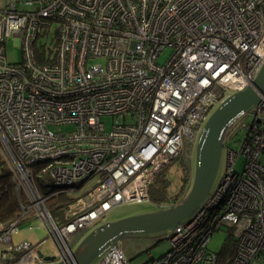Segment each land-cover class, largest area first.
I'll list each match as a JSON object with an SVG mask.
<instances>
[{"label": "built area", "instance_id": "built-area-1", "mask_svg": "<svg viewBox=\"0 0 264 264\" xmlns=\"http://www.w3.org/2000/svg\"><path fill=\"white\" fill-rule=\"evenodd\" d=\"M8 38L19 63L7 59ZM165 49L172 54L160 63ZM263 61L264 0H8L0 153L20 212L0 224L3 264L44 262L40 243L13 242L34 220L56 259L69 260L75 240L109 211L150 200L149 185L180 156L206 104L251 85ZM237 129L240 149L227 147L220 183L152 264H264V96ZM61 195L55 215L49 201ZM221 230L234 242L230 256L208 247ZM101 264L132 263L120 244Z\"/></svg>", "mask_w": 264, "mask_h": 264}, {"label": "water", "instance_id": "water-1", "mask_svg": "<svg viewBox=\"0 0 264 264\" xmlns=\"http://www.w3.org/2000/svg\"><path fill=\"white\" fill-rule=\"evenodd\" d=\"M264 96V61L253 82L242 90L224 88L217 100L206 104L197 121L191 148L188 187L176 203L150 200L131 202L109 211L74 242L69 260L45 255L41 264H101L113 245L124 238H168L175 227L191 221L203 208L224 174L228 135Z\"/></svg>", "mask_w": 264, "mask_h": 264}, {"label": "rangeland", "instance_id": "rangeland-1", "mask_svg": "<svg viewBox=\"0 0 264 264\" xmlns=\"http://www.w3.org/2000/svg\"><path fill=\"white\" fill-rule=\"evenodd\" d=\"M22 9H31V8L22 7ZM43 40L44 38H41L40 41ZM5 48H6L7 59L10 62L19 63L22 60L21 48L14 43L13 38L6 39ZM171 54H172L171 49H165L159 56L158 61L160 63L166 62ZM103 120L106 124V127L110 128L113 119H111L110 117H105L103 118ZM238 125H236L232 129V131L228 135V140L226 142V146L234 149L236 152H239L241 145L240 142L242 139V131H239V129H237ZM196 129L197 126L186 137L180 156L170 164V166L166 171L168 178L171 179L169 193L173 197L179 194L182 186L185 185L186 172L184 171L183 164H187L189 166L191 148L195 138ZM244 163H245V157L243 156V154L239 153L237 160L235 162V170L238 173L242 172ZM157 178L158 176L154 179V183L157 182ZM87 188H85L84 190H86ZM70 195L71 194H69V196ZM55 202L56 199H52L51 201H49V204L52 205ZM31 226L32 228L23 227L19 232H17L13 236V242L28 241L33 244L40 243V250L45 255H56L57 250L55 248L53 240L51 239V237L47 232V229L43 227V225H41L38 220L32 221ZM227 237H228V233L225 230L215 232L209 241L208 247L213 251L219 252L223 248L227 240ZM120 244L121 247L125 250L132 264H152L151 261L152 257L154 258L159 257L164 252H166L170 247L169 240L165 237H162L160 239L128 237L122 239ZM4 247L5 244L0 243V253H1V249ZM0 264H3V261L1 260V256H0Z\"/></svg>", "mask_w": 264, "mask_h": 264}, {"label": "trees", "instance_id": "trees-1", "mask_svg": "<svg viewBox=\"0 0 264 264\" xmlns=\"http://www.w3.org/2000/svg\"><path fill=\"white\" fill-rule=\"evenodd\" d=\"M39 61H42V57L39 54ZM44 60V59H43ZM172 163V162H171ZM170 163V164H171ZM163 167L154 177V179L158 176L157 182L154 183V179L152 183L149 185V195L150 201L162 204V203H176L181 199L184 195L190 179L189 166L187 164L184 165V171L186 172V180L185 185L182 186L179 194L176 196H171L169 193V188L171 185V179L168 178L166 171L168 167ZM0 169L2 175L0 176V224L7 225L13 219H15L20 212V205L18 199V193L15 186V181L13 177V173L6 163V161L0 155ZM67 200V196L61 195L56 198V202L51 205L52 209H54V214L56 213V206H62L63 203ZM234 242L228 234L227 240L223 246V248L219 251L222 256H230L233 251ZM154 259V257H152ZM151 259V261H152Z\"/></svg>", "mask_w": 264, "mask_h": 264}, {"label": "crops", "instance_id": "crops-1", "mask_svg": "<svg viewBox=\"0 0 264 264\" xmlns=\"http://www.w3.org/2000/svg\"><path fill=\"white\" fill-rule=\"evenodd\" d=\"M19 2H22L24 0H18ZM8 0H0V7L5 6L7 4ZM1 155V153H0ZM2 175L1 169H0V176ZM16 186V185H15ZM17 190V188H16Z\"/></svg>", "mask_w": 264, "mask_h": 264}]
</instances>
